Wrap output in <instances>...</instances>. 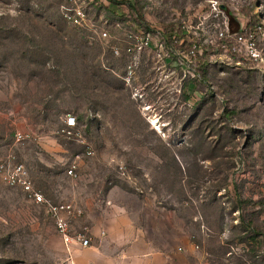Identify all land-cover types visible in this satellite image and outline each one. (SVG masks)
<instances>
[{"label": "rangeland", "instance_id": "obj_1", "mask_svg": "<svg viewBox=\"0 0 264 264\" xmlns=\"http://www.w3.org/2000/svg\"><path fill=\"white\" fill-rule=\"evenodd\" d=\"M116 1L136 6L149 33L204 14L203 0ZM221 1L241 26L250 17L264 26V0ZM68 3L0 0V159L14 156L54 204L84 211L111 200L149 231L160 222L163 235L150 232L159 241L174 227L196 243L205 237L211 264H264V60L213 63L207 30L192 21L187 36L202 59L173 106L156 93L152 58L134 64L111 53L130 28L126 5L83 0L88 28H79L62 19ZM259 48L264 56V39ZM154 113L160 131L148 121ZM68 116L81 138L63 136ZM16 133L30 139L16 142ZM75 247L63 246L44 208L0 182V264H68Z\"/></svg>", "mask_w": 264, "mask_h": 264}, {"label": "built area", "instance_id": "obj_2", "mask_svg": "<svg viewBox=\"0 0 264 264\" xmlns=\"http://www.w3.org/2000/svg\"><path fill=\"white\" fill-rule=\"evenodd\" d=\"M202 12L203 15H199L198 12L189 14L187 22L176 23L177 31L184 35V39L175 40L173 38V42L170 44L166 36L162 34V30L149 33L135 28L126 11L130 28L122 29L125 36L122 47H113L111 53L115 58L125 57L134 64L139 61L141 56L152 58L158 78L156 85L161 87L157 89L156 93L162 94L167 98V103L173 104V106L178 104L181 96L184 73L189 70L190 65H195L197 58L202 59L197 44L187 36L190 34L191 22L194 20L207 30L208 48L216 54L212 60L213 63L239 68L241 58L251 63L263 62L264 56L259 48V41L264 39L263 24L241 26V21L231 18V14L221 0H203ZM61 14L67 24L88 28L83 0H69V3L61 8ZM116 27L120 29L119 25ZM96 34L103 40L108 38L107 30H98ZM185 43H188L189 46L182 47ZM136 97L142 98L140 95H136ZM142 110L144 112L154 111L153 107L148 104L142 107ZM156 116L159 120L161 119L158 114ZM64 126L62 134L66 139L81 138L77 132L75 118L66 117ZM14 138L16 142H24L29 140L30 136L16 133ZM91 154L90 150L85 152L86 156H91ZM79 160L80 156L76 155L72 164L65 171L68 178L75 179L77 177V161ZM0 182L10 188L19 189L30 203L44 208L63 246L68 251L72 246L79 248L92 246L91 230L87 225H82L76 231L72 227V221L82 218L84 211L71 204H54L45 199L41 192L34 188L25 167L17 163L12 155L0 159Z\"/></svg>", "mask_w": 264, "mask_h": 264}, {"label": "crops", "instance_id": "obj_3", "mask_svg": "<svg viewBox=\"0 0 264 264\" xmlns=\"http://www.w3.org/2000/svg\"><path fill=\"white\" fill-rule=\"evenodd\" d=\"M156 219V218H154ZM91 230L92 246L73 248L68 264H211V254L195 238L174 227L173 237L159 241L150 232L163 235L160 222L149 231L127 209L107 200L87 206L79 220ZM204 234V233H203ZM205 236H208L204 234ZM260 239L258 236L254 242Z\"/></svg>", "mask_w": 264, "mask_h": 264}, {"label": "trees", "instance_id": "obj_4", "mask_svg": "<svg viewBox=\"0 0 264 264\" xmlns=\"http://www.w3.org/2000/svg\"><path fill=\"white\" fill-rule=\"evenodd\" d=\"M107 1L113 5H121V4L126 5L128 7V10H129V11L127 10V12L130 15L131 24H133L135 28L142 29L146 32L149 30V28L147 26H145V24L143 23L142 18L140 16V14L138 13L136 6L131 5L129 2H119L116 0H107ZM249 20H250V22H249L250 26L254 25V22H256L254 17H250ZM162 34L166 36V38L170 44L173 42V38L175 40L176 39L178 40L180 38L184 39V35L181 34L180 31H177L175 24H169L168 26H164V28H162ZM177 35H179V36H177ZM185 46H189V44L185 43V44H183L182 47H185ZM252 233H253V236L250 237V240L254 242L259 234L255 233L254 231H252Z\"/></svg>", "mask_w": 264, "mask_h": 264}, {"label": "bare ground", "instance_id": "obj_5", "mask_svg": "<svg viewBox=\"0 0 264 264\" xmlns=\"http://www.w3.org/2000/svg\"><path fill=\"white\" fill-rule=\"evenodd\" d=\"M149 121H150L151 125L153 126V128H155L159 131L164 126L163 123L157 118V116L155 114H153L152 116L149 117Z\"/></svg>", "mask_w": 264, "mask_h": 264}]
</instances>
